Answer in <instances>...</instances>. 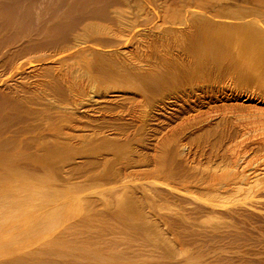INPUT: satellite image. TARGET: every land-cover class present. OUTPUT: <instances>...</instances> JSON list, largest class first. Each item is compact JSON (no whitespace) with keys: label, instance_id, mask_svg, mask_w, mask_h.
<instances>
[{"label":"bare ground","instance_id":"obj_1","mask_svg":"<svg viewBox=\"0 0 264 264\" xmlns=\"http://www.w3.org/2000/svg\"><path fill=\"white\" fill-rule=\"evenodd\" d=\"M0 264H264V0H0Z\"/></svg>","mask_w":264,"mask_h":264},{"label":"rangeland","instance_id":"obj_2","mask_svg":"<svg viewBox=\"0 0 264 264\" xmlns=\"http://www.w3.org/2000/svg\"><path fill=\"white\" fill-rule=\"evenodd\" d=\"M234 76H235L233 78L234 79V87L236 89L217 88V87L212 86L211 84H209L205 80V83L203 82V85L199 88L197 87V88L188 89L187 87H184V86H174V87H170L169 89L168 88L167 89H161V91H159L158 93H156V94L153 93V94L149 95V97H150L149 99H151V100L148 99V101L151 103H149V102L148 103L151 106H149L150 108H148L149 109L148 111H150V112H149V114H146L148 117L146 119V122H144L146 124L144 125V123H142L143 124V125L141 124L142 127L140 126L144 130L141 129L139 126L137 129V133L139 131L138 136H137V138H138L137 140L140 139L139 140L140 144H138L140 147H138V149L139 148L141 149V150L139 149L138 152L139 151L144 152L143 154H147V156L152 157L151 153L154 154V152H155L154 150L156 148V144H157L156 142L158 140L162 139V136L164 137V135H166L165 133L167 131H168L167 133L169 134L173 131L174 128L176 129V127L180 126L183 123L182 122L183 120H180L182 117L180 116L181 117L180 118L177 116H179L180 112L182 113L181 110L183 108H185L188 105H193L194 102L195 103H198V102H204L205 103V102H207V101L209 102L211 99H213L217 102L218 106L221 105V107L227 106L226 108H229V109H234V108L236 110L239 109L237 111H240L241 108H242L241 109V111H242L244 108V110H243L244 112L247 109L249 110V109L254 108V107H261V105L258 104V102H255L252 100L247 101V99L243 95H241V91L243 90V88H252V85L249 83L246 84V82H242L243 79H240L241 76L239 74H235ZM237 88H239V89H237ZM218 99H219V101H218ZM236 106H237V108H236ZM173 114L174 115L176 114L175 120L176 119L177 120L175 121V123H172L169 125H167V124L164 125L163 122H162V124H163L162 125L160 122H156L153 120L154 118L155 119L160 118L162 120L168 116L174 117ZM184 118H182V119H184ZM144 126L146 129L144 128ZM160 132L162 133V135ZM152 134H154V135L152 136ZM253 231H255V230H253Z\"/></svg>","mask_w":264,"mask_h":264}]
</instances>
